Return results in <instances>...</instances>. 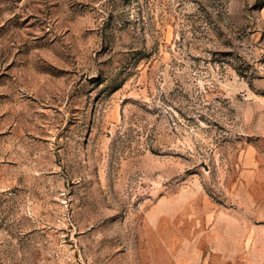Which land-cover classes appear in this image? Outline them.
Returning <instances> with one entry per match:
<instances>
[{
  "label": "rangeland",
  "instance_id": "obj_1",
  "mask_svg": "<svg viewBox=\"0 0 264 264\" xmlns=\"http://www.w3.org/2000/svg\"><path fill=\"white\" fill-rule=\"evenodd\" d=\"M0 264H264V0H0Z\"/></svg>",
  "mask_w": 264,
  "mask_h": 264
}]
</instances>
